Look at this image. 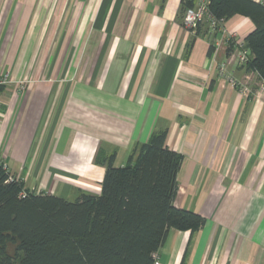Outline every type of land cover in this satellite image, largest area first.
<instances>
[{
	"label": "crops",
	"instance_id": "0c3cea01",
	"mask_svg": "<svg viewBox=\"0 0 264 264\" xmlns=\"http://www.w3.org/2000/svg\"><path fill=\"white\" fill-rule=\"evenodd\" d=\"M181 5L0 0V79L11 85L0 93V163L37 194L100 195V152L123 167L166 131L183 157L174 206L206 223L171 229L160 264H264L263 81L236 63L227 72L238 85L222 77L234 40L211 52L213 34L186 31ZM223 28L245 41L255 25L235 15ZM28 79L23 91L13 84Z\"/></svg>",
	"mask_w": 264,
	"mask_h": 264
},
{
	"label": "trees",
	"instance_id": "16d2710c",
	"mask_svg": "<svg viewBox=\"0 0 264 264\" xmlns=\"http://www.w3.org/2000/svg\"><path fill=\"white\" fill-rule=\"evenodd\" d=\"M193 5L182 0L183 17ZM210 11L224 23L235 15L252 20L246 70L264 81V3L211 0ZM218 28L197 27L198 36L213 34L211 52ZM166 137V131L153 133L123 167L115 166V154L100 152L97 163L106 168L101 194L82 193L74 201L27 190L0 163V264H155L171 229L203 228L200 214L174 206L183 157L167 148Z\"/></svg>",
	"mask_w": 264,
	"mask_h": 264
},
{
	"label": "built area",
	"instance_id": "2783aa9c",
	"mask_svg": "<svg viewBox=\"0 0 264 264\" xmlns=\"http://www.w3.org/2000/svg\"><path fill=\"white\" fill-rule=\"evenodd\" d=\"M191 1H193L194 5L193 7L187 8L184 12L183 28L188 32H195L197 30L199 23H208L210 29L212 31H216V29L220 26L221 23L214 17V15L210 11L211 0H191ZM218 29H219L218 31H222L221 28H218ZM231 39H234V38H231ZM228 40H229V37L226 35V32L224 35L222 33V35L219 38H217L214 42L215 49L216 50L219 49L221 45H223ZM233 42L238 51L236 54H234V63H236V65L240 67H246V65L249 63V60H250V56H249L250 53L248 50L245 49L244 41L240 39H234ZM220 70H221L222 77L229 79L233 85L235 86L238 85L236 80L231 78V76L228 74L227 69H226V63H223L220 66ZM251 78L252 77L250 75H247L248 81H250ZM8 82H9L8 78L0 79V89L4 85L8 84ZM22 83L23 81L18 82L19 85L20 84L22 85ZM262 86L264 87V81H263ZM242 93L245 96H248L249 90L246 87H243ZM154 260H155V264H160L158 253L154 254Z\"/></svg>",
	"mask_w": 264,
	"mask_h": 264
},
{
	"label": "rangeland",
	"instance_id": "374dc122",
	"mask_svg": "<svg viewBox=\"0 0 264 264\" xmlns=\"http://www.w3.org/2000/svg\"><path fill=\"white\" fill-rule=\"evenodd\" d=\"M220 23H223V25H224V22L223 21H220ZM207 25H208V23H207ZM209 26V25H208ZM221 29H222V31H218L219 32V35L221 34L222 35V33H223V35L225 34V30H224V28L223 27H220ZM197 31V30H196ZM196 31L195 32H191V33H196ZM227 33V32H226ZM220 35V36H221ZM229 38H235V34H231L230 36H229ZM232 40H234V39H232ZM216 50V49H215ZM228 59H229V62H228ZM230 63H234V54H231V55H229V57L227 58V60H226V69H228V67H229V65H230ZM222 65V64H221ZM220 65V66H221ZM219 73H220V75L222 76V74H221V70H220V67H219ZM63 80V83L66 85V84H75V82H76V79H62ZM8 81H9V79H8ZM67 81V82H66ZM30 82V79H28V80H25L23 83H22V85L20 84H18V83H13L15 86H17V89L18 90H22V88L25 86V85H28V83ZM12 83V82H11ZM8 85H10V82H8V84H6V85H4L1 89H0V93H1V91H2V89H4V87L5 86H8ZM11 86V85H10ZM13 86V85H12ZM23 91V90H22ZM67 198V200H70V201H74V200H76L75 199V194L74 193H72V195L70 196V195H68V197H66L65 196V199Z\"/></svg>",
	"mask_w": 264,
	"mask_h": 264
}]
</instances>
